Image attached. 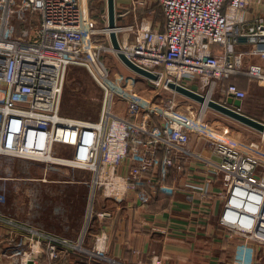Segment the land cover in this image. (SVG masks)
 Here are the masks:
<instances>
[{"label":"built area","instance_id":"2783aa9c","mask_svg":"<svg viewBox=\"0 0 264 264\" xmlns=\"http://www.w3.org/2000/svg\"><path fill=\"white\" fill-rule=\"evenodd\" d=\"M158 1L165 16L161 30L143 19L127 28L117 25L116 33L121 52L153 72L157 79H148L157 86L164 83L159 92L170 96L147 101L126 93L109 83L98 61L107 75L94 76L104 96L99 119L91 121L62 112L71 67L92 66L97 19L88 0H0V164L4 158L24 159L91 173L87 181L76 182L89 186L91 202L77 240L8 214L0 186L2 264H40L44 255L49 264H68L67 256L79 254L75 250L89 264H116L107 253V230L85 247L94 218L108 215L96 212L95 200L100 195L124 203L135 196L144 205L158 193L172 195L176 186L166 181L174 169L181 171L186 199L199 211L212 213L221 202L218 227L234 249L221 264H264V161L212 132L204 122L210 108L198 102L196 113L190 104L194 100L169 87L175 83L191 89L187 82H195L198 88L191 90L208 88L214 96L217 89L221 100L216 101L226 105L230 95L243 101L247 94L234 83L224 87L223 80L244 75L264 83V22L247 23L244 14L251 2L264 0ZM145 2H139L140 8ZM241 39L258 63L242 66L236 49ZM106 50L115 51L112 45ZM116 97L126 102L125 115ZM201 142L209 155L193 149ZM183 166L189 170L185 175ZM151 264L164 262L153 256Z\"/></svg>","mask_w":264,"mask_h":264},{"label":"rangeland","instance_id":"374dc122","mask_svg":"<svg viewBox=\"0 0 264 264\" xmlns=\"http://www.w3.org/2000/svg\"><path fill=\"white\" fill-rule=\"evenodd\" d=\"M135 1L136 4H134V0H116L118 27L127 28V26L140 23L143 19H150L154 26L161 30L165 16L159 1L145 0L147 2L142 8H140L139 2L144 0ZM88 5L91 15L97 19L96 48L93 50V57H96L97 61L106 67L109 83L126 88V93L140 95L147 101H151L152 98L162 100L169 97L171 94L169 91L159 92L164 83L157 86L148 78H144L124 66L115 51L104 50V47L108 49L111 47L107 34L102 32L108 27L107 0H88ZM125 34L123 32L121 35ZM92 64L97 68L96 63ZM93 67L90 66L92 72L86 66L71 67L63 96L62 112L64 115L91 121L99 119L103 107L104 91L94 77L97 71ZM97 70L100 74L104 73L100 68ZM187 84L191 89L198 88L195 82H187ZM200 93L204 96L210 95L213 100H221L220 91L217 89L214 96L208 88L201 89ZM116 99L120 101L119 106L126 104L123 98ZM177 99L184 100L180 97ZM190 104L195 106L196 113L200 111L198 102ZM204 122L212 132H216L220 136H227L239 147L251 150L263 164L264 134L211 109L208 110ZM227 131H229L228 134L225 133ZM251 143L255 144L257 148L250 147ZM202 144L204 146L203 142ZM90 176L89 171L82 169L77 170L57 164L45 165L34 160L4 158L0 164V178L3 179L0 180V186L5 188L7 195L4 209L11 216L17 217L31 226H38L76 240L78 238L76 236L84 227L85 215L88 211L87 200L84 207L81 203L83 189H87V187L76 182L87 181ZM74 194L77 195L74 197ZM74 218L77 222L73 220ZM74 225L80 226L79 231H76ZM86 246L89 245L86 244ZM75 251L79 254L71 256L74 264H89L86 259L80 256L79 250ZM100 261V264H111L105 260ZM116 264H120V262L117 261Z\"/></svg>","mask_w":264,"mask_h":264},{"label":"crops","instance_id":"0c3cea01","mask_svg":"<svg viewBox=\"0 0 264 264\" xmlns=\"http://www.w3.org/2000/svg\"><path fill=\"white\" fill-rule=\"evenodd\" d=\"M244 14L247 23L255 19L264 22V3L251 2ZM144 20L154 26L150 19ZM236 46L242 66L246 67L250 62L260 61L250 55V47L245 41H239ZM215 47L221 49L218 45ZM230 81L236 83L247 94V98L242 101L240 111L264 122V83L244 75H235L229 83ZM115 101L120 113L125 115L127 104L119 106L120 101L117 99ZM193 149L202 151L206 155L210 154V149L203 146L202 142ZM183 170V175L189 172L186 166H183ZM166 184L176 186V192L172 195L158 193L144 205L139 204L135 196L128 198L124 203H119L99 195L95 200V210L104 211L108 215L99 219L94 218L86 233V237H89L86 238V244L91 247L99 231L107 230L110 236L107 253L121 264H151L153 256H160L164 264H221L231 257L233 246L223 237L217 222L221 202H216L212 213L199 211L197 206L186 199L182 191L181 171L176 169L171 172ZM85 186L87 189L83 190L87 193L85 199L89 209L91 203L89 186ZM86 200L81 197L83 207ZM5 204L3 207L6 206ZM73 220L77 222L76 218ZM76 225H74L75 229L79 231L80 226ZM82 230L76 237H80ZM72 255L67 256L70 264H74ZM0 264H2L1 260Z\"/></svg>","mask_w":264,"mask_h":264},{"label":"water","instance_id":"95a60500","mask_svg":"<svg viewBox=\"0 0 264 264\" xmlns=\"http://www.w3.org/2000/svg\"><path fill=\"white\" fill-rule=\"evenodd\" d=\"M107 17H108V28L110 30V42L113 47V50L116 51L119 59L124 64V66L130 68L132 71L137 73L138 75L149 78V79H157V76L153 74V72L147 70L146 68L143 69L140 66L134 64L127 56L121 52L120 50V43L118 33H116L117 27V17H116V0H107ZM241 41H246L245 39H241ZM169 87L177 92L178 94H182L189 99L194 100L195 102H199L201 104H207V107L211 110H215L222 115H225L229 118L236 120L237 122L241 123L246 127H250L251 129L258 131L264 134V122L250 116L244 114L240 111L242 101L240 99L235 98L233 95H230L226 99V105L221 104L216 100H207V98L200 94L196 93L193 90L183 86L177 85L175 83H170Z\"/></svg>","mask_w":264,"mask_h":264},{"label":"bare ground","instance_id":"6f19581e","mask_svg":"<svg viewBox=\"0 0 264 264\" xmlns=\"http://www.w3.org/2000/svg\"><path fill=\"white\" fill-rule=\"evenodd\" d=\"M102 32L106 34V32L109 33L110 30H109V28H108L107 30H102ZM104 48H105V47H104ZM104 50H106V48H105ZM97 60H98V59H96V57H93L92 63H96V64H97V68H100V69L102 70L101 72H104V73H105L104 68L100 66V64L98 63ZM92 67H93V64H92ZM93 68L97 71V74L95 73L94 76H96L98 79H100V78L105 79V77H106L107 74H104V73H103V74H100V73L98 72L97 68H95V67H93ZM91 70H92V69H91ZM206 98H207L208 101L210 100V98H208V97H206ZM206 106H207V104L204 105V107H206Z\"/></svg>","mask_w":264,"mask_h":264},{"label":"trees","instance_id":"16d2710c","mask_svg":"<svg viewBox=\"0 0 264 264\" xmlns=\"http://www.w3.org/2000/svg\"><path fill=\"white\" fill-rule=\"evenodd\" d=\"M232 78H233V77H232ZM230 83H231V81H230ZM230 83H229V80H223V86H224V87L229 86ZM232 83H234V82H232ZM234 84H236V83H234ZM63 107H64V104H63ZM86 196H87L86 191H83V194H82V198H83V200H86V199H85ZM74 197H75V195H74ZM81 202H82V201H81ZM49 263H50V261H49V257H48V255H44V256L42 257V259H41L40 264H49Z\"/></svg>","mask_w":264,"mask_h":264}]
</instances>
